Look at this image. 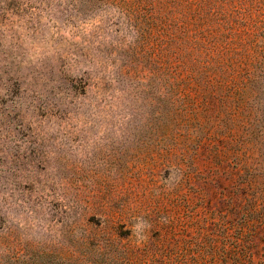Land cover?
<instances>
[{"label":"rangeland","instance_id":"374dc122","mask_svg":"<svg viewBox=\"0 0 264 264\" xmlns=\"http://www.w3.org/2000/svg\"><path fill=\"white\" fill-rule=\"evenodd\" d=\"M122 17L0 0V264H109L92 252L109 222L131 264H264V77L168 130L156 89L121 72Z\"/></svg>","mask_w":264,"mask_h":264},{"label":"trees","instance_id":"16d2710c","mask_svg":"<svg viewBox=\"0 0 264 264\" xmlns=\"http://www.w3.org/2000/svg\"><path fill=\"white\" fill-rule=\"evenodd\" d=\"M102 1L117 5L134 37L121 72L156 89L168 130L201 117L210 121L229 99L251 95L249 87L264 77V0ZM205 129L192 139L200 146ZM115 227L98 229L103 242L92 252L112 258L109 264H131V249L117 252L119 244L110 241Z\"/></svg>","mask_w":264,"mask_h":264}]
</instances>
